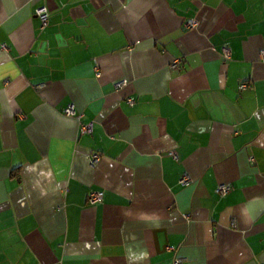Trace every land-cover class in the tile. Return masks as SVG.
I'll list each match as a JSON object with an SVG mask.
<instances>
[{"label":"crops","instance_id":"crops-1","mask_svg":"<svg viewBox=\"0 0 264 264\" xmlns=\"http://www.w3.org/2000/svg\"><path fill=\"white\" fill-rule=\"evenodd\" d=\"M263 50L264 0H0V264H264Z\"/></svg>","mask_w":264,"mask_h":264},{"label":"built area","instance_id":"built-area-1","mask_svg":"<svg viewBox=\"0 0 264 264\" xmlns=\"http://www.w3.org/2000/svg\"><path fill=\"white\" fill-rule=\"evenodd\" d=\"M37 15L41 18V20L43 21V23H47L48 19H49V11L48 9L46 8H41V9H38L36 11ZM188 25H191V26H196V24L194 22H190ZM231 56H232V50L231 48L227 47L225 50H224V57H225V60H230L231 59ZM262 56L264 58V50L262 51ZM180 64V62L178 60L174 61L173 63V66L176 67ZM126 82L124 81L123 83H119L118 84V87H121L125 84ZM248 85L246 83L242 84L241 85V89H245L247 88ZM128 102L133 105L135 103V99L134 98H129L128 99ZM65 115L68 116V117H75L77 118L78 120H80L82 118V115H78L76 113V110L74 108V106H69L67 109H65ZM81 131L83 134H87V133H91L92 132V127L91 126H83L81 128ZM102 159V155L98 152L96 153H93L91 158H90V164H91V167L92 168H95L97 167V165L99 164V162L101 161ZM193 181V179H191V177H189L188 175H185L180 183L181 185L183 186H187V185H190L191 182ZM229 187L227 186H223L221 185L218 189V191L225 195L229 192ZM103 200V193H94L90 196V199H89V202L92 204V205H96L97 203H100L102 202ZM173 264H185V261L180 259L179 257H176L174 259V263Z\"/></svg>","mask_w":264,"mask_h":264}]
</instances>
